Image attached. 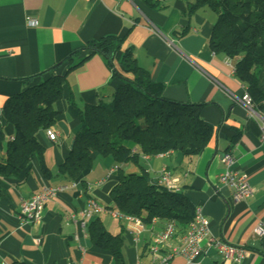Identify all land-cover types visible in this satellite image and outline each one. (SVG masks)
Wrapping results in <instances>:
<instances>
[{"label":"crops","instance_id":"1","mask_svg":"<svg viewBox=\"0 0 264 264\" xmlns=\"http://www.w3.org/2000/svg\"><path fill=\"white\" fill-rule=\"evenodd\" d=\"M186 13L184 0H0V115L4 101L24 89L23 80L49 71L87 41L115 36L124 39L123 46L131 49L150 80L163 86L164 99L203 105L201 117L215 129L205 149L192 158L169 152L140 156L137 165L117 166L94 155L90 170L76 180L88 188L85 194L79 189L59 194L45 204L38 223L21 222L17 213L22 201L44 186L69 184L57 176V168L80 130V110L109 103L122 85L104 59L93 56L67 77L62 99L55 104L57 115L49 130L56 132L57 142L51 143L44 131L36 135L51 179L42 176L35 159L16 178L1 181L0 264H113L112 256L94 247L87 235L86 226L95 218L108 233L121 236L124 264H152L147 250L166 224L156 220L144 224L136 239L129 221L111 209L109 193L120 171L142 169L157 181L164 168L208 221L201 254L191 263L176 256L169 264H234L223 261L209 245L211 239L248 247L250 253L240 264H264V248L260 252L253 248L258 242L254 230L264 226V141L260 140L264 111L251 116L234 102L245 90L226 66L227 59L209 48L216 15L207 9L191 17ZM4 133L11 139L12 127L5 126ZM224 153L233 156L234 170L245 175L252 189V195L237 204L233 189L218 182ZM90 199L103 211L85 220ZM181 244L180 236L173 237L162 246L161 255Z\"/></svg>","mask_w":264,"mask_h":264},{"label":"trees","instance_id":"2","mask_svg":"<svg viewBox=\"0 0 264 264\" xmlns=\"http://www.w3.org/2000/svg\"><path fill=\"white\" fill-rule=\"evenodd\" d=\"M184 1L187 17L201 9L216 15L209 48L233 63L234 78L249 96L254 111L263 112L264 0ZM123 42L115 36L87 41L49 71L23 80L24 89L4 101L0 115V192L2 180L16 178L35 159L42 176L51 179L44 165V148L36 135L54 125V106L62 99L67 77L93 56L102 57L122 85L109 103L80 110V130L57 168L58 177L67 183L80 179L90 170L94 155L121 166L137 165L140 156L152 158L169 152L192 158L205 149L215 129L202 119L203 105L164 99L163 86L150 80ZM59 69L64 73H57ZM70 102L74 106L72 99ZM5 126L13 129L11 139L5 136ZM109 199L113 212L124 218L136 217L145 225L154 220L172 223L175 238L187 232L194 217L195 207L184 193L168 191L142 169L128 174L120 171ZM86 231L94 247L112 256L113 264H124L120 235L108 233L98 218L89 222ZM147 252L150 254L149 249Z\"/></svg>","mask_w":264,"mask_h":264},{"label":"built area","instance_id":"3","mask_svg":"<svg viewBox=\"0 0 264 264\" xmlns=\"http://www.w3.org/2000/svg\"><path fill=\"white\" fill-rule=\"evenodd\" d=\"M29 26H36V23L28 21ZM171 44V43H170ZM226 66L234 71L233 63L226 60ZM234 102L243 106L251 116H257L253 109L249 96L244 93L241 98H234ZM47 139L51 143H56L58 135L52 130L46 131ZM260 140L264 141V121L261 126ZM223 166L222 172L218 175V182L221 185L229 186L233 189L232 200L234 204L240 203L252 195V189L245 175L234 170V158L230 153H224L220 157ZM159 185H162L168 191L180 192L181 189L177 181L171 177L166 168L162 169L158 178ZM86 188V189H85ZM81 188L77 181H73L66 185L44 186L41 191L33 195L30 199L20 203L17 218L23 223H38L42 217L43 209L48 201L55 199L59 194L79 189L80 194H85L87 187ZM103 211L94 200L88 201L87 210L84 211L85 220L92 219L96 214ZM116 216L122 217L116 213ZM124 218V217H122ZM130 223V230L135 234L136 239L143 232L144 223L136 217L124 218ZM84 223H82V227ZM258 242L264 241V226H258L254 230ZM208 234V221L202 215L199 208H195L193 221L187 232L181 235L182 244L178 248H174L170 253L161 255L162 246L169 242L175 235V227L172 223H167L153 240L149 247V253L153 257L152 264H169L173 257H183L187 263H191L198 255L201 254V243ZM37 245L40 241L36 242ZM209 245L220 255L225 263L240 264L250 253L246 247L232 246L218 239H211Z\"/></svg>","mask_w":264,"mask_h":264},{"label":"water","instance_id":"4","mask_svg":"<svg viewBox=\"0 0 264 264\" xmlns=\"http://www.w3.org/2000/svg\"><path fill=\"white\" fill-rule=\"evenodd\" d=\"M72 146H73V144H72ZM72 146H71V148H72ZM71 148H70V149H71ZM263 245H264L263 242H261V243H259V242H254V243H253V248H254V250H256V251H260V250L262 249Z\"/></svg>","mask_w":264,"mask_h":264},{"label":"rangeland","instance_id":"5","mask_svg":"<svg viewBox=\"0 0 264 264\" xmlns=\"http://www.w3.org/2000/svg\"><path fill=\"white\" fill-rule=\"evenodd\" d=\"M54 110L56 111V107L54 106ZM74 112H76V111H74ZM100 158V157H99ZM101 159V158H100Z\"/></svg>","mask_w":264,"mask_h":264}]
</instances>
